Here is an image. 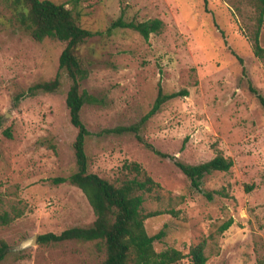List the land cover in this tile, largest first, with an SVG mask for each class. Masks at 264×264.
Instances as JSON below:
<instances>
[{
	"label": "rangeland",
	"instance_id": "rangeland-1",
	"mask_svg": "<svg viewBox=\"0 0 264 264\" xmlns=\"http://www.w3.org/2000/svg\"><path fill=\"white\" fill-rule=\"evenodd\" d=\"M52 1L73 8L82 27L95 32L77 50L88 69L81 88L102 100L81 110L90 132L89 169L115 182L148 175L157 183L143 193L141 212H158L144 219L148 234L165 232L154 241L156 250L184 253L173 264H194L189 250L199 243L205 264H264V107L257 96L264 99V55L254 53L257 31L264 48V15L259 25L258 0ZM17 17L12 0H0V239L10 247L0 264H100L104 252L94 242L36 241L17 249L34 234L94 219L78 187L52 180L76 170V129L65 104L69 79L62 73L55 92L26 93L55 76L64 43L35 41ZM118 17L159 18L163 27L148 39L130 28L108 32ZM159 87L186 94L165 101L138 133L171 157L155 155L134 132H103L139 123ZM216 153L233 164L206 174L201 191L175 165Z\"/></svg>",
	"mask_w": 264,
	"mask_h": 264
},
{
	"label": "trees",
	"instance_id": "trees-1",
	"mask_svg": "<svg viewBox=\"0 0 264 264\" xmlns=\"http://www.w3.org/2000/svg\"><path fill=\"white\" fill-rule=\"evenodd\" d=\"M258 2L260 10L258 24L260 25L264 15V0H258ZM12 3L18 9L19 27L32 39L42 41L46 37H51L64 43L58 57V69L55 76L52 79L32 84L26 93L55 92L61 86L62 73L69 79L65 104L68 109L69 122L76 129L72 142L76 170L67 178L56 177L52 180L55 183L69 180L78 187L85 195L94 214V219L87 225L70 226L59 233H42L37 235V241L43 244L71 239L94 242L98 249L104 252L100 264L176 263L184 257V253L175 247L156 250L153 243L164 236L165 232L161 229L154 235H150L144 226V219L158 212L145 215L141 212L143 193L150 192L157 186V183L148 175H145L143 179L133 177L115 182L89 169V157L85 151V144L90 132L81 119V110L86 104H100L102 100L81 88L82 81L88 76V69L83 65L77 50L79 45L93 36L95 32L82 27L79 13L73 8L66 7L64 3H56L52 0H12ZM118 27L130 28L144 39H148L151 33H158L162 30L163 21L159 18L127 21L118 17L109 24L107 30L109 32ZM254 53L258 56L264 55V48L259 45L258 31L254 37ZM250 88L257 93L253 87ZM185 94V90L164 93L159 87L151 108L139 123L107 128L103 132L117 134L134 132L138 141L155 155L161 158L171 157L144 140L138 130L142 123L160 110L165 101ZM257 96L264 107V99L258 93ZM6 134L10 135L8 132ZM232 164L231 158L224 157L220 153H216L207 161L195 164L175 160V165L190 180L191 186L199 191H201V180L206 174L213 171H226ZM134 167L137 168L138 165L135 163ZM204 193L209 198L211 197L209 192ZM1 218L3 222H7L6 215H2ZM229 224L230 222L225 223L222 229L227 228ZM203 247V243H199L190 248L189 254L194 264H205L206 257ZM9 249V245L0 239V262L5 258Z\"/></svg>",
	"mask_w": 264,
	"mask_h": 264
},
{
	"label": "water",
	"instance_id": "water-1",
	"mask_svg": "<svg viewBox=\"0 0 264 264\" xmlns=\"http://www.w3.org/2000/svg\"><path fill=\"white\" fill-rule=\"evenodd\" d=\"M36 241H37V236L34 234L31 237H27V238L23 239L19 243V245L17 246V249L21 250V249H24L26 247L35 245L36 244Z\"/></svg>",
	"mask_w": 264,
	"mask_h": 264
}]
</instances>
